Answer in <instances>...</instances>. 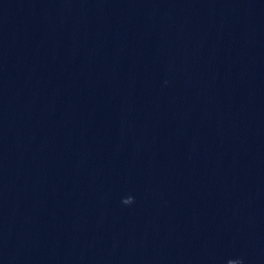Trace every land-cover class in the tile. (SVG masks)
I'll return each mask as SVG.
<instances>
[{
  "label": "water",
  "instance_id": "water-1",
  "mask_svg": "<svg viewBox=\"0 0 264 264\" xmlns=\"http://www.w3.org/2000/svg\"><path fill=\"white\" fill-rule=\"evenodd\" d=\"M0 264H264V0H0Z\"/></svg>",
  "mask_w": 264,
  "mask_h": 264
},
{
  "label": "clouds",
  "instance_id": "clouds-1",
  "mask_svg": "<svg viewBox=\"0 0 264 264\" xmlns=\"http://www.w3.org/2000/svg\"><path fill=\"white\" fill-rule=\"evenodd\" d=\"M134 202V200L131 198V199H126V200H124V203L125 204H132Z\"/></svg>",
  "mask_w": 264,
  "mask_h": 264
}]
</instances>
